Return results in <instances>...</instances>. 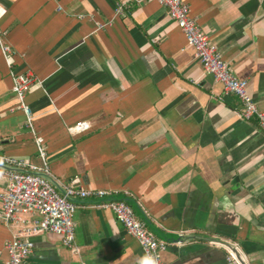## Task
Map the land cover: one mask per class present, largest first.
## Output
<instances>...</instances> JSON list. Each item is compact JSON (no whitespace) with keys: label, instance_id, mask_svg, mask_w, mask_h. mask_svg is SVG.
<instances>
[{"label":"crops","instance_id":"1","mask_svg":"<svg viewBox=\"0 0 264 264\" xmlns=\"http://www.w3.org/2000/svg\"><path fill=\"white\" fill-rule=\"evenodd\" d=\"M184 1L264 111V0ZM0 6L12 67L34 76L26 100L51 179L61 187L77 177L83 187L108 191L77 202L78 251L43 232L33 237L28 264H148L114 213L94 206L121 198L166 243L165 264H227L224 250L203 241L213 235L238 240L251 264H264V131L239 116L238 97L204 72L162 4ZM78 121L90 128L70 133ZM0 153L41 163L1 52ZM7 167L0 164V191ZM17 229L0 222V264H8L4 247Z\"/></svg>","mask_w":264,"mask_h":264},{"label":"built area","instance_id":"2","mask_svg":"<svg viewBox=\"0 0 264 264\" xmlns=\"http://www.w3.org/2000/svg\"><path fill=\"white\" fill-rule=\"evenodd\" d=\"M157 1L162 4L169 17L183 32L187 44L194 50L195 57L201 62L203 70L211 74L223 85L225 94L236 95L241 104L239 116L244 120L255 119L264 131V111L259 109L256 101L248 90V80L239 78L233 71L231 63L226 60L216 45L211 43L209 36L202 30L195 16L191 15L189 5L184 0H135ZM127 1L119 2L116 12L121 13ZM0 6V19L4 15ZM7 31L0 26V52L9 68L12 80V92L18 102V107L25 114V124L29 128L41 163L29 162L23 158L0 153V164L7 167V183L0 191V222L6 225H17L4 249L9 255L8 264H28L34 251L33 237L43 232L59 235L63 243L78 251L75 240L76 222L74 215L78 201L90 196L103 198L108 194L105 189H89L77 184L78 178L70 184H55L47 160V151L43 137L37 132L34 115L27 103V92L34 83L31 72H19L12 65L13 47L5 40ZM90 128L88 121H78L68 129L72 134H79ZM94 206L111 210L118 222L140 244L144 259L148 264H165L161 251L166 243L159 240L146 223L136 218L129 201L121 199H105ZM186 230L180 231L184 238ZM203 241L225 252L227 264H251L248 254L238 240L213 235ZM182 244L183 240L178 241Z\"/></svg>","mask_w":264,"mask_h":264},{"label":"water","instance_id":"3","mask_svg":"<svg viewBox=\"0 0 264 264\" xmlns=\"http://www.w3.org/2000/svg\"><path fill=\"white\" fill-rule=\"evenodd\" d=\"M182 240V238H180V237H178L177 239H176V241L178 242V241H181Z\"/></svg>","mask_w":264,"mask_h":264},{"label":"clouds","instance_id":"4","mask_svg":"<svg viewBox=\"0 0 264 264\" xmlns=\"http://www.w3.org/2000/svg\"><path fill=\"white\" fill-rule=\"evenodd\" d=\"M141 264H142V261H141Z\"/></svg>","mask_w":264,"mask_h":264}]
</instances>
